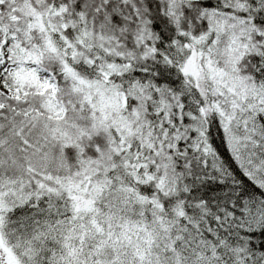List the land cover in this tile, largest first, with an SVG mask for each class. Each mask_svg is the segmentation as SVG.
Instances as JSON below:
<instances>
[{
	"label": "snow or ice",
	"instance_id": "obj_1",
	"mask_svg": "<svg viewBox=\"0 0 264 264\" xmlns=\"http://www.w3.org/2000/svg\"><path fill=\"white\" fill-rule=\"evenodd\" d=\"M0 264H264V0H0Z\"/></svg>",
	"mask_w": 264,
	"mask_h": 264
}]
</instances>
